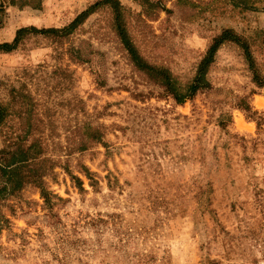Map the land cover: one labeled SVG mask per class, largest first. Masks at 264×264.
<instances>
[{"label":"rangeland","instance_id":"rangeland-1","mask_svg":"<svg viewBox=\"0 0 264 264\" xmlns=\"http://www.w3.org/2000/svg\"><path fill=\"white\" fill-rule=\"evenodd\" d=\"M117 1L0 0V44L28 28L0 49V149L57 162L48 199L3 207L0 264H264V0ZM119 25L183 86L225 29L254 67L226 41L178 102Z\"/></svg>","mask_w":264,"mask_h":264},{"label":"trees","instance_id":"trees-1","mask_svg":"<svg viewBox=\"0 0 264 264\" xmlns=\"http://www.w3.org/2000/svg\"><path fill=\"white\" fill-rule=\"evenodd\" d=\"M105 2H111L116 11L121 7L117 0H105ZM88 12V10L84 11L65 29H72L79 20L83 18V16L88 14ZM27 30V27L19 29L14 41L0 44V49H15L18 46L21 35ZM47 31H55V29ZM119 31L133 62L138 67L145 69L148 73L160 78L163 81L167 92L172 94L178 102H184L187 98L192 97L198 90L209 86L206 77L208 69L214 62L217 50L226 41L238 43L244 50L251 67H254L253 53L248 40L232 29H225L221 34L214 38L198 66L195 77L188 84L183 86L179 84L176 78L166 69L147 64L130 41L125 27L123 28L119 25ZM5 116V107L0 104V127L4 124ZM91 138L99 139V136H97L96 133H93L91 134ZM56 166L57 162L44 156L43 151L40 148L36 149L33 145L25 146L22 143L5 144V146L0 149V219L4 217L3 207L7 205V201L21 192L28 184L35 185L40 189L42 196L48 199L49 190L47 188L46 177L54 172Z\"/></svg>","mask_w":264,"mask_h":264}]
</instances>
